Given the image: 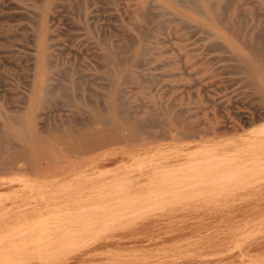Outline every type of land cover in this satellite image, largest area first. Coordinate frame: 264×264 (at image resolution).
Masks as SVG:
<instances>
[{
	"label": "rangeland",
	"instance_id": "rangeland-1",
	"mask_svg": "<svg viewBox=\"0 0 264 264\" xmlns=\"http://www.w3.org/2000/svg\"><path fill=\"white\" fill-rule=\"evenodd\" d=\"M72 1L60 0L54 13L50 2L41 19L47 42L66 44L55 55V64L78 67L86 74H104V67L96 66L88 50L73 39L69 46L68 19L85 22L84 13L90 8L87 6L94 3L92 20L86 23L89 28L93 23L91 33L95 38L120 47L135 41L128 46L132 50L125 46L120 54L135 77L116 93L119 108L125 110L119 115H110L107 103L102 101L101 95L106 98L113 87L99 84V80L90 81L88 76H82L74 86L59 79L72 92L76 89L75 103L57 100L61 98V83H55L60 94H53L50 104L39 101L29 88L37 74L32 70V59L27 60L31 52L28 30L15 8L27 0H0V112L16 115L29 111L30 130L35 134L30 142L16 139V147L27 150L23 151L28 162L37 163L43 154L53 155L47 164H41L44 173H28V164L24 166L27 161L19 160L17 166L25 167L26 172L0 174L5 183L0 184L1 196L9 197L18 188L20 193L23 183L42 184V192L35 191L32 197L24 194L4 200L19 204L25 199L29 204H15L9 212L0 210L2 243H7L13 231L19 233L16 246L0 247V264H264V148L251 145L255 136H264L262 96L235 79L233 69L229 71L231 68L225 66L232 61L211 58L220 52L208 47L205 51L208 39L186 29L179 20L168 21L158 2L101 0L100 5V0H74L75 5ZM241 1L255 15L258 7H264V0ZM82 4L83 9L79 7ZM154 4L155 8L150 7ZM147 6L154 13H146ZM73 7L77 8L76 15ZM134 10H139L134 15L138 22L131 16ZM110 12L115 13V18ZM139 20H147L144 29L154 23V31L152 26L150 31H141L144 21ZM141 32L148 35L142 37ZM136 49L144 51V60L137 66L129 65L130 53ZM218 66L221 67L216 69ZM146 74L148 81L143 79ZM41 103L48 108L47 117L43 114L40 119L37 113L44 106ZM157 107H161V114L154 127L153 122L143 119ZM102 117L120 137L118 144L110 143L89 154L67 153L51 138L48 129L67 120V124L75 125ZM126 117L141 123L144 135L128 139L122 125ZM3 123L0 114V129ZM42 126H46L45 131ZM189 126L191 132L187 133L183 127L188 130ZM74 153L79 156L74 158ZM34 222H42V228L29 229Z\"/></svg>",
	"mask_w": 264,
	"mask_h": 264
},
{
	"label": "bare ground",
	"instance_id": "bare-ground-1",
	"mask_svg": "<svg viewBox=\"0 0 264 264\" xmlns=\"http://www.w3.org/2000/svg\"><path fill=\"white\" fill-rule=\"evenodd\" d=\"M80 1H82V0H80ZM153 1L158 2L160 4V6L163 7L161 12H163L162 14L165 17H167V20L168 19L179 20L186 27V29L189 28L194 33H199L202 35V37H205L206 39H208L205 51H207L208 48H211L210 49L211 51H212V49H214V51L218 50V52L222 53V54H220V53L216 54L214 57H211V58L217 59V60L218 59L219 60L220 59L221 60L226 59L227 61H232V62L226 64L225 66L231 68V70H229V71H232V69H233L234 74H236L235 79L238 81H241L242 83H247L248 85H250L249 87H253V89H256L259 93L257 95L262 96V98L264 100V24L261 21V19L264 21V7H261V8L258 7V10L256 11V15H255L253 11L247 9L245 7V5H243L241 0H150L149 3L153 2ZM255 1H257V0H255ZM50 2H52L51 11L53 13L57 12V8L59 7L60 0H27V2L24 3V5H20L17 7L15 6V8L17 9L16 15L19 14L20 16H18V17L22 16L25 19V23L23 24V27H24V29L28 30V37L27 38H29V40H30L29 43L31 45L30 46L31 52L29 54L30 58H27V60L32 59V63H31L32 70L35 71L37 74L36 80L34 82H33V80H30V83H32L29 85L31 95L33 94L39 101H44V103L46 101V103L48 102V104H50L49 99H52L53 94H57V93L60 94L61 93L59 95V96H61V98H59V99L57 98V100H59L60 102H69V103L73 104L76 101L75 96L73 97V95L76 94L75 93L76 89L73 91L74 92L73 93L70 86H68V85L63 86V84L61 83V80H63V83H72L73 84V83H79V80L82 78V76H85L86 78L88 76L91 79L90 81H92V80L98 81L99 80V84L100 83H106L105 84L106 87H108V86L113 87L112 92L110 91V93L107 94L106 98H104L103 95L100 94L102 96V101L104 103H107V105H108V110L110 112V115H119V114L124 113L125 110L121 109V107L119 108V105L117 103L118 96H116V93L118 94L121 91L122 86H124L126 83L132 82L133 78L135 77L133 70L128 69V67H126L124 65L126 62L124 61V59L121 60L122 57H120L121 56L120 54L123 52L122 48H125L126 44L124 47H120L118 44H113V43L107 44L106 40L104 42L102 39H100V38L97 39L93 36V34L91 33V31H92L91 28H92L93 23L90 24V28H89L88 24L86 23L87 22L86 20H88V21L92 20L93 13H94L93 12L94 8L92 7L94 5V3H89L87 8L88 7H90V8H89L88 12L84 13V21L85 22H83V19H82V22H76V21H74V19H72L73 17L68 19V21H70L69 24L71 25V31L69 32V35H68L70 37L69 46L71 47V41L73 39V40H75L76 45L78 44V45L84 47L86 50H88L90 57H92L91 60L96 64V66H99L100 69H101V67H104V69H105L104 74H102V75L101 74L100 75L99 74H93V73H87L86 74V73H83L81 71V69L78 67L75 68L73 66H66V67L58 66L54 62V57L57 53L61 52V48L64 46L65 43L58 41V40L47 42V40L44 38L43 26H42L43 22L41 20L42 16H43V12L49 6ZM72 2L75 3L74 0ZM100 2H101V0H100ZM77 3L80 5L79 1ZM103 3H105V2H103ZM98 4L102 5V2L98 3ZM75 5H76V3H75ZM175 5H178V6L174 7ZM60 7H62V5ZM74 7H76V6H74ZM74 7L72 8L73 10L72 9L71 10L74 11L76 9V11H74V13L78 12L77 8L74 9ZM79 7L82 8L83 4ZM99 7L100 6H98V8ZM150 7L155 8V4L153 6H150ZM150 7L147 6V8H146L147 12L145 11L148 14L154 13V12H150L147 10V9H150ZM156 7H157V5H156ZM107 8H110V7H107ZM62 9L64 10V7H62ZM82 9L80 10V12H81L80 15L82 14ZM134 9H136V8H134ZM66 10L69 12L68 8ZM138 11L139 10H137V11L134 10V12H133L134 14L131 15L134 18V22L138 18V17L137 18L134 17L136 12L139 13ZM142 13L140 12L141 15H143ZM12 14L14 16V13H12ZM68 14L72 15L70 12ZM111 14L113 15V17L115 16V13H111ZM74 15H76V13ZM60 16H61V14H60ZM128 16H129V21H130L131 16L130 15H128ZM136 16H138V14ZM154 16L156 17V15H154ZM157 16H159V15H157ZM75 17H77V16H75ZM95 17H96V15H95ZM150 17L153 19L152 16H150ZM65 18H66V16H65ZM125 18H127V15ZM13 19H14V17H13ZM139 19H141V17ZM64 20H62V21H64ZM66 20H67V18H66ZM142 21H144V22L142 23ZM145 21L147 22V20H141L140 22L142 23L141 24L142 25L141 31L146 32V29L147 28L149 29L152 26V22H151L150 27L144 26V27H146V29H144L143 24L148 25V23H145ZM148 21H149V19H148ZM96 22H99V21H96ZM137 22H138V20H137ZM153 22H155V21H153ZM149 24H150V22H149ZM168 24H169V22H168ZM134 25H135V23H134ZM141 25H139L138 27H141ZM99 26H100V24H99ZM66 27H67V25H66ZM153 27H154V23H153L152 28ZM68 28H69V26H68ZM134 28H135V26H134ZM157 28H158V26H157ZM163 28H165V27H163ZM216 28L223 29L224 31L223 30L222 31L225 32L226 34L222 35L220 33V31H218ZM20 29H22V28H20ZM152 30L154 31V28ZM161 30H162V27H161ZM63 31H64V29H63ZM149 31H150V29H149ZM192 31L190 33H192ZM58 33H60V32H58ZM151 33H152V31H151ZM60 34H63V33H60ZM141 34H142V32H141ZM185 34L188 35L187 33H185ZM146 35H148V34L146 33ZM146 35H145V33H143L142 37L146 36ZM150 36H151V34L149 35V37ZM102 37H103V35H102ZM105 37H108V36H105ZM153 37L154 36H152L151 38H153ZM192 37L193 36H191V38ZM175 38H176V36H175ZM134 39L136 40V38H134ZM128 40L129 39H127V41ZM196 40H197V42L199 41V39H196ZM108 41H109V39H108ZM148 41H150V40H148ZM130 42H133L131 44H135V41H130ZM123 43H125V42H123ZM131 44H127V45L129 46ZM76 45H74V46H76ZM128 46H126V47H128ZM18 47H20V46H18ZM128 48H130V47H128ZM198 48H199V45H198ZM127 50L125 49L126 52H127ZM202 52H204V50ZM143 53H144V51L142 49L141 50L136 49L133 51L132 54L130 53L131 63L129 65L134 66L136 64L142 63L144 60ZM204 55H206V54H204ZM25 57H27V56H25ZM127 59H128V57H127ZM76 66H77V63H76ZM220 67L221 66H218V67H216V69H219ZM139 68H140V66H139ZM102 73H103V71H102ZM83 74H85V75H83ZM138 74L140 75V73H138ZM31 77H32V75H31ZM147 77H149V76L147 75L143 79H146ZM86 78H85V80H86ZM57 79L58 80L61 79V80H59L58 82H55V80L57 81ZM146 80L148 81L149 78ZM141 81H143V80H141ZM147 81H145V82H147ZM33 83H36V84H33ZM55 83H61V86H59L60 88H58L60 90V93L57 90H55L56 89ZM86 84L89 85L87 82H86ZM25 85H27V84H25ZM73 86H74V84H73ZM101 86H102V84H101ZM153 86H156V84ZM75 87H78V86H75ZM97 87H98V85H97ZM99 88H100V86H99ZM92 93H93V91H92ZM92 93H91V95H93ZM103 94L106 95V93H103ZM77 95H80V94L78 93ZM53 99L56 100V98H53ZM23 103L24 102H22V104ZM44 103H41V104H44ZM24 104H26V103H24ZM51 104H53V103H51ZM64 104L65 103H63V105ZM87 105L89 106V104H87ZM50 106H52V105H50ZM91 106L92 105H90L89 107H91ZM102 106H104V105H102ZM263 106H264V104H263ZM62 107H61V110H62ZM40 108H41V110L37 113V117L41 119L43 117V114H45V112L48 108V105L44 104V106H41ZM160 108L161 107H159V109H158V107H157V108L152 109L149 112L146 111L148 113H147V116L143 120H145V122H153L154 123V121L159 119V115L161 114ZM102 109H105L104 111H106L105 107H103ZM102 109H101V111H102ZM23 111L24 110L21 109V112H23ZM56 111H58V110H56ZM62 111L64 112V110H62ZM65 111H68V110H65ZM81 111H83V110H81ZM28 112L29 111H25L21 114H16V115L15 114H7V113L3 114L2 112H0V114L3 115V119H4L3 127H2V129H0V174L1 173H13V175H14V173L18 172L19 170L20 171L23 170L22 172L25 171V169H23L25 167L22 168V167L17 166L19 164V163L17 164V162H19V160L27 161L26 160L27 155H26V152H24L27 150L22 149V146H20V148H17L19 146L16 147V139L20 140L24 143L30 142L32 140L33 134H35L30 130L31 116H30V114H28ZM53 112H55V111H53ZM179 112H181V111H179ZM50 114L52 115V112H50ZM179 114L182 115L183 111ZM44 116L47 117L46 114ZM74 116H76V115H74ZM45 117H44V119H45ZM175 117H177V115ZM72 118L74 120H76L75 119L76 117H73V115H72ZM184 118H186V117H184ZM92 119H94V118H92ZM179 120H180V117H179ZM257 120H259V119L257 118ZM260 120H262V119H260ZM67 121H65L66 123H61L58 125L56 124L57 126H54V127L51 126L50 128H48L51 132L50 135L52 136V137L51 136L50 137L54 141H57L58 145H59V143H60V146L62 144V147H64L65 150H67V153H69V151H70V153L72 151V152H76L79 154L80 153H88V152H91L92 150H95V149H98L101 147H103V148L105 146L107 147V145H109L110 143H112L114 145L117 143L118 138H120V137H117V135H116L117 133H115L112 130V128L109 127L108 124H106L107 122L109 123V121L107 120V122H106L104 118L103 119H100V118L97 119L96 118V120H91L89 123H79L77 121L78 123L75 125H72V123L67 124ZM46 122H47V119H46ZM145 122H142V123H145ZM59 123H60V121H59ZM97 123L98 124L101 123L102 126H98ZM122 125L127 130V136H128L127 138L130 140L131 139L133 140L134 138H136L140 134H141V136H142V134L144 135V133H141L142 124L138 123L135 120H131L130 118L126 117L122 121ZM145 126H148V125H145ZM153 126L155 127V123L153 124ZM157 126H159V125H157ZM209 126L210 125H208V127ZM44 127L46 128V126H44ZM45 128H44V131H45ZM183 128H185L186 132L190 130V126H189L188 130H187L188 127L187 128L183 127ZM35 129H37V128H35ZM211 129H214V128H211ZM39 130H42V129H40V126H39ZM215 130H216V128H215ZM262 131H258V133L259 132L262 133ZM41 132H43V130ZM190 132L191 131H189V133ZM181 133H180V135H181ZM195 133H196V131H195ZM261 133H259V134H261ZM37 134H39V133H37ZM148 134L145 136L149 137ZM182 134L184 135L186 133H182ZM196 134H198V133H196ZM168 135H172V134L169 133ZM151 136L152 135H150V137ZM187 136H189V135H187ZM245 139H247V138H245ZM252 140H253V143L251 145L258 146L257 148H259V147L264 148V136L263 137L262 136L261 137L255 136ZM146 141H149V140L147 139ZM114 142H116V143H114ZM120 142H123V141L120 140ZM127 145H128V143H127ZM76 153L73 154V156L75 155L74 158L79 156V155H76ZM27 154H29V153H27ZM52 156H53L52 154H48V153L43 154L42 157L39 160H37V163L27 161V163L24 162V163H26V164H24V166L28 164V167H27L28 173L33 172L34 170H36V173H44L45 167H42L41 164L42 163L47 164L51 160ZM31 163L33 165L36 164L35 165L36 167H33ZM26 175H28V174H26ZM1 180H0V184H3L4 182ZM32 182H34V181H32ZM41 186H42V184H41ZM41 186H38V185L31 183V182L30 183H23V185L21 186L22 190H20V193H19V190H18L19 188H18V189L13 190L11 192L12 195L9 197L0 195V210H3V212H6V211L9 212L13 209L12 207L15 204H17V205L29 204V202H26L25 199L22 200V202H20L19 204H18V201L12 200L11 202L5 203L4 200L19 197V196H22L24 194L26 196L32 197V194L35 191L42 192ZM28 228L32 229V230H36L38 228L41 229L42 228V222H41V225H38V222H34ZM2 231H4L3 228H2V230H0V247L2 245L9 246L10 244L16 246L19 243L18 237H17L19 233L17 234V230L13 231L11 233L12 237L8 238L7 243H2V239H3ZM0 253H1V249H0Z\"/></svg>",
	"mask_w": 264,
	"mask_h": 264
}]
</instances>
